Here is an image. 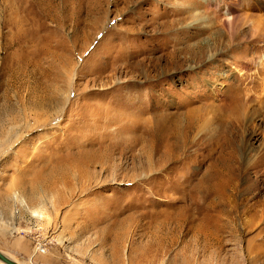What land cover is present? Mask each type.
Here are the masks:
<instances>
[{"label": "rangeland", "instance_id": "obj_1", "mask_svg": "<svg viewBox=\"0 0 264 264\" xmlns=\"http://www.w3.org/2000/svg\"><path fill=\"white\" fill-rule=\"evenodd\" d=\"M0 251L264 264V0H0Z\"/></svg>", "mask_w": 264, "mask_h": 264}, {"label": "bare ground", "instance_id": "obj_2", "mask_svg": "<svg viewBox=\"0 0 264 264\" xmlns=\"http://www.w3.org/2000/svg\"><path fill=\"white\" fill-rule=\"evenodd\" d=\"M238 91V90H237ZM234 96V95H233ZM240 97V96H239ZM233 101V100H232ZM237 101L238 100H236V101H234L232 104H233V106L234 107H232L231 109L233 110H237L238 109V103H237ZM148 149V148H147ZM150 150V149H149ZM148 153V152H147ZM93 157H94V155H93ZM149 157H150V153H149ZM84 158V157H83ZM92 159V158H91ZM88 160V159H83L82 160V163H85L86 162V164L88 165V166H91V165H93L94 163H98L97 161H95V160ZM73 161V160H72ZM92 161V162H91ZM70 164H71V162H70ZM84 165V164H83ZM80 166V165H79ZM93 167V166H92ZM91 171V170H90ZM52 178V177H51ZM65 181H67V178L66 177H64V178H62V180H61V182H64V184L66 183ZM31 213L33 214L34 213V216H39L40 218H41V215H40V213L37 211V209H33L32 211H31ZM1 252V251H0ZM2 254H4L3 252H1ZM5 255V254H4ZM6 256V255H5ZM6 257H8V256H6ZM8 258H10V257H8ZM11 260H13V261H15L16 263H18V264H22V263H20V262H18V261H16L15 259H12V258H10ZM0 264H6V263H4L3 261H1L0 260Z\"/></svg>", "mask_w": 264, "mask_h": 264}, {"label": "water", "instance_id": "obj_3", "mask_svg": "<svg viewBox=\"0 0 264 264\" xmlns=\"http://www.w3.org/2000/svg\"><path fill=\"white\" fill-rule=\"evenodd\" d=\"M0 260L6 264H18L15 261L11 260L10 258L6 257L4 254L0 252Z\"/></svg>", "mask_w": 264, "mask_h": 264}, {"label": "built area", "instance_id": "obj_4", "mask_svg": "<svg viewBox=\"0 0 264 264\" xmlns=\"http://www.w3.org/2000/svg\"><path fill=\"white\" fill-rule=\"evenodd\" d=\"M40 247H41V245L36 244V246L33 249V253L35 254L37 251L42 250Z\"/></svg>", "mask_w": 264, "mask_h": 264}]
</instances>
